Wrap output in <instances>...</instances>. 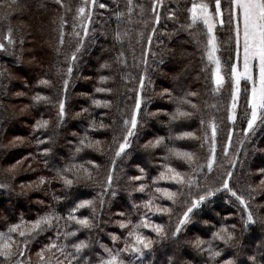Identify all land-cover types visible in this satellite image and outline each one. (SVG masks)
Masks as SVG:
<instances>
[{
  "label": "trees",
  "instance_id": "1",
  "mask_svg": "<svg viewBox=\"0 0 264 264\" xmlns=\"http://www.w3.org/2000/svg\"><path fill=\"white\" fill-rule=\"evenodd\" d=\"M142 2L134 0L137 5L132 13L134 19L140 4L149 9L148 11L151 10V0ZM50 3H54L53 0H20V8L8 20L12 21L14 31H21V36L24 38L25 34L31 35L35 44L29 46L26 43L28 38H23L20 57L34 61L25 68L20 67L21 71L18 70L17 74L7 77L0 90V182L6 185V187H0V230H6L10 224L19 223L21 218L25 221H34L53 209L66 217L81 200H92L95 205L100 198L99 193L102 195L104 192L99 183L74 180L68 187L59 179L57 172L72 164H83L93 172L97 180L102 181L106 178L108 170L113 167L112 157L107 148L112 141L113 128L121 123V113L118 109H125L127 106L130 111L134 107L135 90L138 89L140 75L134 66L132 50H140L142 44L141 41L137 42L140 38L138 34L142 32L144 35L147 31L146 29L139 31L132 41L130 32L128 36L123 37L122 43H118L114 38L117 30L124 33L128 29V25L125 26L127 21L125 17L128 13L127 2L124 7L118 6L113 16L104 21L107 28L104 32L102 31V35L95 38L91 46H89L90 42H87L85 52L78 53L79 57L75 61L71 76L59 75L58 72L66 73L68 66L66 56H70V51L75 49V46L71 37L67 36L63 49L60 50L59 55L57 54L58 28L54 16L58 8ZM183 7L182 3L177 6L179 10H183ZM117 12L124 14L119 20L116 18ZM146 20L152 21L147 25L149 30L155 27L156 32L163 28L167 29L171 24L167 20L160 21L158 25L154 24L152 15ZM158 41L156 39L153 43ZM164 43L166 48L161 47L165 50L163 59L156 64L159 75L156 74L154 79L155 94L153 93L145 101L146 112L149 114L144 116L145 129L140 130L138 136L133 139L132 148L128 150L129 155L117 160L115 165V176L111 188H115L116 195L107 198H112L107 210H100L99 206L93 208L92 205V208L81 209L76 213L80 217H89L94 225L92 229H80L76 237L67 241L71 244L84 240L89 244V247L81 253V264H84L87 259L91 260V264H95L98 258L104 255L101 245L106 246L112 243L111 235L120 238L114 247L120 245L124 230L119 228V222L135 218L134 205L139 206L145 200L142 193L135 190L142 181H132L130 177L142 175L147 179L155 177L162 170L161 164L164 162L162 157L167 155V149L161 147L145 150L141 147L143 143L163 136L166 138L168 147H176L197 154L198 140L175 139L183 132H194L198 135L200 125L199 113L191 119L171 120V115L176 112L178 106L181 110H190L187 105H178V98L183 97L187 91L196 92L198 95L189 99L199 105L204 116L209 114L210 118L215 117L219 127L225 121L226 98L222 97L218 100L212 95L210 80L202 71L204 68L199 51L191 40L181 35L172 40L164 38ZM27 48L30 53L26 52ZM122 52L123 57H121ZM5 63L9 68L11 67V62L5 61ZM11 68V72L16 70L15 67ZM15 74L19 77L18 79L13 78ZM72 76L76 80L68 86L66 115L63 121L58 123L53 103L58 100L61 92V81L65 78L70 81ZM101 77L108 79L101 83ZM41 79H48L54 87L40 85ZM98 87L109 88L112 91L97 92ZM164 89L171 92V97L167 94L161 95ZM15 92L23 93V97L13 95ZM37 94L49 97L52 102L35 103L33 97ZM94 100L100 101L101 105L96 106L93 103ZM15 101L22 102L24 105L17 113L11 108ZM104 101H109L110 106H104ZM217 103L219 111L211 107L212 104ZM85 109L87 112L84 111ZM151 113H158V116L153 117ZM38 120H48L47 129L36 130L35 125ZM114 120L117 121L116 125H113ZM101 123L108 127L101 128ZM85 135L93 142L101 141L104 151L84 148L77 153L79 141ZM16 137H21L23 142L16 141ZM168 137L172 139L168 140ZM219 137L218 134L217 139ZM40 140L46 143H38ZM259 143L264 145V135ZM45 149L49 150L47 155H44ZM262 149L261 155H255L246 160L245 188H237L233 179L230 182L233 190L238 193L245 191L243 194L245 199L249 196V186L255 189L253 193L255 200L250 202L249 207L257 223L245 229L242 217L246 219V214L242 207L231 195L227 196L229 194L227 191L217 192L200 208L194 210L191 223L187 224L175 238L171 236V231H174L176 217H172L170 227L169 217H154L155 222L166 226L169 236L167 239H160L155 234L145 231L154 241L152 250L145 256L146 264H223V261L229 259L235 264H252L248 259L250 256L256 258V264H264V195L259 194L264 190V185L260 184L261 179H264V174L260 171L264 169V147ZM26 157L28 159H25ZM17 161H23V163L17 165ZM88 161L99 165V170L93 169L92 165L87 163ZM170 162L173 166H177L179 171H189L186 164H182L174 157ZM220 164L221 162H218V165ZM13 165L17 167L10 173L8 169ZM140 169L144 171L141 172ZM79 174L83 175L82 172ZM65 175L73 178L71 174ZM40 177H44L48 182L37 188ZM212 181H215L213 173L210 174L208 183ZM201 183L203 184L204 181L201 180ZM30 184L33 185L32 188H28ZM213 186L219 187V182L217 181ZM163 203L166 206L168 201ZM119 213L125 215L120 216ZM137 213L139 214V208ZM59 223L62 232L79 228L71 221L68 222L70 226L67 228L64 227V220ZM233 224L236 225V240L231 246H225L220 241H212L213 246L222 251L221 257L210 260L206 252L193 246L196 239L212 240V233L222 225L230 227ZM54 235L53 230L38 238L41 243L33 245L28 253L31 256V264H37L38 258L35 253L49 242V236ZM60 242H65L63 236ZM204 247L206 248L207 244ZM69 251L72 249L69 248Z\"/></svg>",
  "mask_w": 264,
  "mask_h": 264
},
{
  "label": "snow or ice",
  "instance_id": "2",
  "mask_svg": "<svg viewBox=\"0 0 264 264\" xmlns=\"http://www.w3.org/2000/svg\"><path fill=\"white\" fill-rule=\"evenodd\" d=\"M55 5H58L61 9H64L65 13L70 12L72 9L69 5H66L64 0H53ZM163 0H151V13L154 24L160 23V13L157 10L162 6ZM98 5L103 9L106 7L104 3L99 0H82L81 4L76 8V14L73 16V20H79L80 26L84 36L89 34V27L85 20L91 22L93 17V9ZM137 5L134 0H127V11L129 17L133 13V9ZM140 14L143 16L144 6L139 5ZM20 8L19 0H0V9H3V15H0V20H10L15 12ZM187 13L188 23L186 27L189 30V35L192 37L193 42L197 44L198 49L202 44L203 48L201 59L206 60L207 64L202 71L210 72L211 93L217 99L223 97V93L227 91L229 101L224 105V111L227 113L226 119L235 127L236 121L242 119L246 121L247 126L242 128L244 137L247 138L253 134L256 128L260 125H264V0H191L190 6L185 7ZM123 12H117L116 18L119 20L123 16ZM169 16V19H172ZM60 30L58 38V47L56 49L57 54H60V47L65 43V31L64 25L67 24V20L62 15L60 17ZM145 26L148 25V21H142ZM73 34L80 36L79 32L75 31L76 25L73 24ZM220 29H226L228 33L227 46L229 50V57L227 61H222L218 55L220 52V45L218 39V32ZM131 30H126L121 33L119 30L115 33V40L118 43L123 42V37L128 36ZM157 31L153 27V34ZM143 37V33L138 34ZM149 44L153 40V36L147 37ZM4 42H0V51H5L7 45H14L15 40L12 36L11 27L8 28L7 33L3 37ZM139 42V40H137ZM23 44V39L20 41ZM83 44V38L81 37L75 49L71 52L70 56H66V62L68 63L66 73H60L59 75L71 76L75 61L78 59V53L80 52V46ZM234 53V56H233ZM123 52L121 57H123ZM148 53H144L143 63L147 65ZM135 58V57H134ZM120 59L119 57L117 58ZM162 62V61H161ZM208 65H213L209 68ZM108 67V65H103ZM108 78L101 77V83L105 82ZM126 79V77H125ZM147 78L144 75L139 77L138 89L135 90L134 107L127 109H118L121 113V123L118 127L113 128V137L111 143L108 145L107 151L111 155L112 168L107 172V176L104 180H97L93 172L83 164H72L69 167L57 172V175L65 186L70 187L74 180L80 181H96L103 188L104 192H107L113 184L115 176V165L117 160L129 155V149L132 148L133 139L139 134L140 129L143 126V116L149 115L146 112V105L143 96V92L147 87ZM244 94V115L240 117L238 114V108L240 107V100L242 94ZM40 85L47 87H54V85L48 79H41ZM69 81L67 78L63 80V91L66 92ZM97 92H111L109 88L98 87ZM167 94L171 97V92L168 89H164L161 95ZM23 95V93H18ZM198 93L193 91H187L185 95L177 99L178 105H187L190 110H181V107H177L176 112L171 115V120L175 121L178 118L191 119L200 114V126L203 129L202 136H197L194 132H183L176 136L177 140H200L201 148L204 145H208L207 153L198 156L195 152L181 150L176 147H168L166 144V138L163 136L157 137L154 140L148 141L143 145L145 150L157 149L164 147L167 149V155L162 157L164 161L161 164L162 170L157 177L152 179V192L149 193V198L143 201L142 207L144 208L143 214L140 215L139 220L133 222L132 219L122 220L119 222V227L122 230H127V236L124 238V247L122 248H109L105 245H101L103 252L106 255H101L98 258V264H135V262H142L145 258L146 252L152 250L154 241L146 234L144 230L154 233L156 237L160 239H167L169 232L166 226L162 223H157L153 220L154 216H167L169 217V227L171 226L172 217H176V223L174 231H171L173 238L177 237L184 227L191 222L192 214L194 210L200 208L210 197L214 196L217 192L227 191L231 197L238 202L242 207L243 212L246 214V219H243L245 229L249 225L257 223L253 212L250 210V202L255 200V189L249 186L248 199H245L244 195L238 193L230 187V182L234 176L232 170L224 169L223 165H219L221 172L215 177V181L208 183L210 174L217 168V137L219 134V125L216 122L215 117L209 118L207 121L204 119V114L197 103H193L189 97H195ZM35 103L41 101L51 103V99L47 96L37 94L33 97ZM93 103L96 106H100L101 102L94 100ZM104 106H110L109 101H104ZM207 104V101H205ZM211 107L220 110L218 103L212 104ZM66 100H58V123L62 122L66 115ZM87 112V109L84 110ZM153 117L158 116V113H151ZM117 121H113V125H116ZM49 126L48 120H38L35 125V129H47ZM101 128H105L103 123ZM94 130V129H93ZM210 131V135H209ZM233 131L228 132V143L223 149V154L227 158L229 155V149L232 143ZM171 140L172 137H168ZM16 141H22L21 137H16ZM38 143H46L44 140L38 141ZM80 146L76 148V152H81L84 148H90L97 151H104V147L101 141H91L87 135L79 141ZM243 144V141H241ZM82 146V147H81ZM48 149L44 150V155H47ZM180 161L182 164L188 166V172H182L178 170L177 166H173L170 162L172 158ZM25 159H28L27 157ZM23 161H17V165L22 164ZM47 163V162H45ZM88 164L92 165L93 169L99 170V165L93 161H88ZM229 169L236 167V160L231 159L227 161ZM17 165H13L8 171L14 172ZM206 170V171H205ZM143 172V169H140ZM261 174H264V169H261ZM83 173L81 176L79 173ZM71 174L73 178H69ZM132 181H142L144 176L130 177ZM201 180L204 183H201ZM167 182L168 185H175V189L169 186H160V182ZM219 182V187H214L216 182ZM48 181L44 177H40L37 188L44 185ZM261 185H264V179L260 181ZM4 185H0L3 187ZM23 187V186H22ZM33 185H28V188H32ZM150 186L144 183L139 184L135 189L137 192L145 193L146 189ZM264 195V190L259 193ZM115 195V193H113ZM54 199H57L54 197ZM169 201L170 205L165 206L162 202ZM103 201H101V204ZM92 200H81L73 207L68 215L61 216L55 209L46 213L43 216H39L34 221H25L21 218L19 223L10 224L6 230H0V264H31V256L28 255L33 245L41 243L38 239L47 232L55 231L54 236L48 237V243H45L43 247L35 253L38 258L37 264H81V253L89 247V244L84 240H79L75 243H67L70 238L76 237L77 232L80 229H92V220L87 216H77L76 213L81 209L92 208ZM139 208L140 206L134 205ZM95 214V209H93ZM118 215L124 216V213ZM64 220V227L67 228L70 225L68 222H74L79 226L76 230L61 231L60 221ZM236 225L226 226L222 225L217 231L212 233V240L205 241L203 239H196L193 242V246L202 252H206L210 260H215L221 257L222 251L217 250L212 241H220L225 246H231L232 242L236 240L235 236ZM61 236L65 242H60ZM113 244L120 238L116 235H111ZM207 244L205 248L204 245ZM69 248L72 251H69ZM27 257V259H22ZM63 257V259H61ZM128 257V259H125ZM252 264H256V258L250 256L248 258ZM84 264H91V260L87 259ZM223 264H235L233 260H225Z\"/></svg>",
  "mask_w": 264,
  "mask_h": 264
},
{
  "label": "rangeland",
  "instance_id": "3",
  "mask_svg": "<svg viewBox=\"0 0 264 264\" xmlns=\"http://www.w3.org/2000/svg\"><path fill=\"white\" fill-rule=\"evenodd\" d=\"M20 1V0H19ZM46 1V0H45ZM144 2L150 1V0H141ZM66 5H69L71 7V11L68 13H65L64 9H61L58 5H55L54 3H50L53 4L54 6H56V8H58L55 12V16H54V20H56V24H57V28H58V36H57V41L59 38V30H60V17L63 15L64 18L67 20V24L64 25V31L66 33L65 38L67 36L71 37L72 43L74 44V46H77V42L78 40L82 37L83 38V44L80 46V52H85V45L87 42L89 43V46L92 45L93 40H95V38L99 37L102 35V31L104 32L107 28L106 24H104V21L111 18L113 15V12H115V9L118 6H122L124 7L126 5L127 0H99V2L104 3L106 5L105 8L101 9L98 7V5L93 9V17L91 22H88L87 20L84 21V23L88 24L89 27V34L87 36H84L83 31L81 29V22L79 20H73V16L76 14V8L81 4L82 0H64ZM190 2L191 0H163V4L162 6L158 7V11L160 13L161 19L160 21L163 20H167L170 21V27H167V29L163 28L162 30L155 32L153 34L152 29L149 30V28L147 26H145V24L142 21H136V20H146L149 18L150 15H152L151 10L148 11L149 9H147L146 7H144V13L143 16H141L140 14V7L137 9V16L134 19L133 14H131V17H129V13H127V17H125V26L128 25V29L127 30H131L130 33L131 35V41L134 40L136 34L139 31H142L144 29H146L147 33L143 35V37H140L139 35V41H141L142 47H140V50L138 51L137 49H133L132 50V58H133V62H134V66L136 68L137 73L141 76L144 75L147 78V81H149V83H147V87L145 88L144 92H143V96H144V100L146 101L151 95H153L154 89H153V84L155 83L154 79L156 74L159 75V71H157L156 68V64L160 59H163V53H165V50L161 47L166 48L165 43H164V38H168L169 40L175 39L178 36L184 35L186 37H188L191 42L194 44V46L196 47V49L199 51L200 54V58L202 55V52L200 49L203 48V45L201 44L198 46L196 43L193 42L192 37L189 35V30L186 27L187 23L189 22L187 19V13L185 11V7L186 6H190ZM173 3V4H172ZM182 3L184 5L183 10H179V8H177V6ZM151 4V3H150ZM173 5V6H172ZM0 15H3V9H0ZM169 16H172V19H169ZM53 18V17H52ZM152 21L148 22L151 23ZM75 24V31L80 33V36H76L73 34V27L72 25ZM11 27L12 29V36L13 39L15 40V44L14 45H7L6 46V50L5 51H0V90L1 88H3V85L5 83V81L8 79L7 77H9L11 74H14L17 72H19L18 70H20L21 68H25L26 65L30 64V62H33V59L30 58H24L22 59L21 56V39H23L24 37L21 36V31L19 30H15L13 29V24L12 21H8V20H0V42H4L6 44V41H3V37L4 35L7 33L8 28ZM149 35L153 36V40L151 42V44H149L147 37ZM27 42L29 44V46L31 44H35V41L33 40L32 36L29 34H25L24 35ZM19 38V40H18ZM24 38V39H25ZM156 39L159 40L158 43H153V41L156 42ZM218 39H219V45H220V52H218V55L221 57L222 61H227L228 57H229V50H228V46H227V39H228V33L226 31V29H220L218 32ZM161 40V41H160ZM161 42V43H160ZM59 45H57L58 47ZM64 45L62 47H60V50L63 49ZM74 50V49H73ZM70 51V55L71 52ZM25 51V49H24ZM26 52L30 53L29 48L26 49ZM147 52L148 53V57H147V65H145L142 61L144 59V53ZM234 56V53H233ZM79 57V54H78ZM135 57V58H134ZM3 59L5 61H9L10 66L11 67H15L16 70L14 72H11V67L9 68L8 65L5 63V61H3ZM202 65L203 68H205V65L207 64L206 60H202ZM54 65V64H53ZM52 65V66H53ZM24 66V67H23ZM209 68L213 67V65H208ZM135 70V69H133ZM21 71V70H20ZM205 72V71H204ZM15 74V75H16ZM205 74L208 76L209 80H210V72H205ZM14 76V75H13ZM14 79H18L19 77L16 75L13 77ZM74 80H76L74 78V76H72L71 80L69 81V84H72L74 82ZM68 84V86H69ZM61 85V92L58 96V100L59 99H65L67 102V96H68V88L67 91L64 92L63 91V80L60 83ZM210 85H211V80H210ZM213 87V85H211V88ZM20 93V92H19ZM13 95L15 96H22L23 95H18V93H14ZM157 95V93H156ZM155 97V95L153 96ZM223 98H226V103L229 101V96L227 91H225L223 93ZM244 94H243V83H242V94H241V100H240V107L238 108V114L240 117H243L244 115ZM58 100L56 102H54L53 106L56 108V114L58 113ZM24 105L22 102L19 101H15L12 105L11 108L14 109V112H20L21 108H23ZM227 113L225 114V121L222 124L221 127H219V139H217V161L221 162L220 165L224 166V169H229V165L227 163L228 160L231 159H235L236 160V167L234 169H229L232 170L234 172V176H233V180L236 182L237 184V188H245V180H244V172H245V165H246V160H248L249 158H252L253 156H259L262 154V148L264 147V145H261L259 143L260 138L264 135V125H260L256 128L255 132L253 134H251L249 137L245 138L244 134L242 132V128L246 127V121L242 120V119H238L236 121L235 127H233V125L227 121L226 119ZM210 118L209 114H206L204 116V119L207 121ZM58 121V120H57ZM143 126L140 129L141 131L145 129V120H144V116H143ZM203 129H201V126L199 125V130H198V137L202 136L203 134ZM229 131H233V137H232V143L229 149V155L226 158L223 154V149L225 147V145L228 143V132ZM210 131H209V135H210ZM199 141L198 144V151H197V155L201 156L203 154L207 153V149H208V145L205 144L204 148H201V141ZM241 141H243V144H241ZM147 142L143 143L141 145L142 148L143 145H145ZM219 144V146H218ZM221 169L219 167V165L217 166V168L213 171V175L216 177L218 174H220ZM159 174V173H158ZM158 175H156L155 177H157ZM154 177H148L147 179L144 177V179L142 180V183L149 185L150 187L148 189H146L145 193H142V195L145 197V200H147L149 198V193L152 192V188H151V184H152V179ZM5 185V183L0 182V185ZM160 186H169L172 189H175V185H168L167 182H160ZM252 188V187H251ZM115 188H111L109 189L107 192H103V194L101 195V193H99L100 198L95 202V205L93 204V208L96 206L100 207V210H107L109 207V204L111 203L112 198L107 199L109 196L113 197L116 195V193L114 192ZM245 191H240L241 194H244ZM113 193H115V195H113ZM140 193V192H139ZM217 196V195H216ZM227 196H230V194H228ZM101 201H103V203L101 204ZM165 202V201H163ZM162 202V203H163ZM141 203L139 206V214L137 213V208H135V218H131L133 220V222H136L139 220V217L141 214H143V212L145 211L144 208L142 207ZM164 204V203H163ZM166 206H169L170 202L168 201V203H166ZM157 217V216H154ZM153 217V219H154ZM191 223V222H190ZM120 228V227H119ZM121 229V228H120ZM122 230V229H121ZM147 231V230H144ZM154 234V233H153ZM122 236L123 238L121 239V243L118 247L115 248H122L124 247V238L127 236V230H124L122 232ZM119 240L116 241V243ZM111 244L110 245H106L109 248L114 247L113 241L111 239ZM115 243V244H116ZM150 252V251H149ZM146 252L145 256L149 253ZM104 255H106L103 252ZM126 259H128V257H125ZM95 264H98V260ZM136 264H146L145 258L143 259L142 262L137 261Z\"/></svg>",
  "mask_w": 264,
  "mask_h": 264
}]
</instances>
